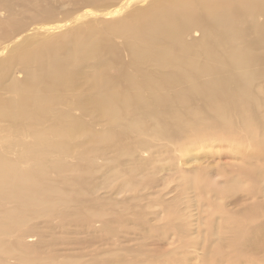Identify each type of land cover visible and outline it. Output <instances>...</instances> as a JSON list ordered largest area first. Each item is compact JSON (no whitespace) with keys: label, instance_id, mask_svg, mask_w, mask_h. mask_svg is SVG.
Segmentation results:
<instances>
[{"label":"bare ground","instance_id":"obj_1","mask_svg":"<svg viewBox=\"0 0 264 264\" xmlns=\"http://www.w3.org/2000/svg\"><path fill=\"white\" fill-rule=\"evenodd\" d=\"M81 1L92 5L83 15L97 17L107 11L105 5L100 7L105 0ZM113 10H127V14L118 16L112 11L116 17L84 21L59 34L48 28L59 23L57 18L40 26L41 30L28 29L22 20L11 26L12 16L0 20V28L15 37L5 44L0 55V264H81L82 261L66 260L69 243L93 245L87 254L91 256L90 263L97 264V248L105 238L99 235L101 228L95 223L101 225L104 221L92 219L96 215L82 210L80 204L90 202L101 207L109 202L84 197L82 189L77 190L83 179L96 173L97 164L110 165L102 160L96 144L102 142L108 157L110 151L114 152L111 160L115 162L119 156L136 158L139 146L147 150L168 144L170 149H176L173 140L180 131L199 135V125H180L181 114L176 113L192 110L190 97L202 92L194 77L217 70L215 66L200 65L198 55L207 59L215 52H223L231 67V74L205 85L210 100L217 99L213 98L217 90L230 86L234 97L227 107L249 98L248 85L254 77L252 65L258 57L250 61L247 51H264V0H126ZM52 11H44L45 19L56 16ZM193 29L200 31L197 37H189ZM116 39L125 44L135 73L127 75L121 61L112 63L119 48L114 43ZM153 67L157 72L151 73ZM17 71L22 72L21 77L16 75ZM117 73L123 74L126 81L117 78ZM241 92L244 95L240 98ZM77 94L83 98L80 106L85 110L92 107L106 118L110 128L111 135L98 137L91 152L82 148L83 143L73 140L84 122L76 120L65 108L69 106L66 103L75 106ZM168 108L170 111L162 116ZM247 108V114L253 118L250 107ZM140 109L147 114L134 120L120 117ZM119 122L123 123L121 129L116 126ZM150 124L154 126L148 128ZM256 146L264 148V142ZM87 158L92 161L87 163ZM134 189L131 187V191ZM244 192L245 189L240 191ZM258 201L263 211L255 201L234 209L239 215L230 217L236 219L249 211V220L233 221L227 235L217 237V241H225L220 244L226 247L212 249L214 256L199 264H259L264 259V221L254 222L256 216H264V199ZM173 217L178 216L173 214L170 220L167 217L164 224H172ZM135 222L131 227L138 226L139 231L152 227L149 219L139 216ZM64 223L75 224L76 230L86 228L84 236L69 238L67 233V237L58 238L55 228L65 229ZM210 240L208 235L202 239L204 245ZM109 246L105 242L102 253L109 255ZM117 247L114 250H121ZM61 251L65 252L58 253ZM156 252L159 256L165 254L164 264H173V258H168L169 250ZM204 255L206 251L201 257ZM107 257L100 260L101 264H112L113 257Z\"/></svg>","mask_w":264,"mask_h":264},{"label":"rangeland","instance_id":"obj_2","mask_svg":"<svg viewBox=\"0 0 264 264\" xmlns=\"http://www.w3.org/2000/svg\"><path fill=\"white\" fill-rule=\"evenodd\" d=\"M122 1L126 0L102 1L100 7L105 5L107 11L103 16L96 17L93 14L89 16V13L87 16L83 15V11L91 9L92 5L81 0H0V20L5 21V18L12 16L14 21L11 22V26L18 25L22 20L26 27L29 26L28 29L38 28L41 30L40 26L48 21L53 23L57 18L59 23L50 25L48 28L56 29L53 33L58 32L57 34H59L84 21L116 17L112 11L118 16L126 15L127 10H119V13L115 11L117 9L113 10L115 5ZM30 4L32 5L30 6ZM47 9H53L52 12L56 16H52L50 20L45 19L43 15L46 14L44 11ZM199 33V30L193 29L189 37H197ZM12 38L15 37L0 28V55L5 49V44H8ZM120 42L119 39L114 41L119 45V48L112 56V63L121 61L125 65L124 71L127 75L131 71L135 73V67L125 49L126 46ZM247 52L251 56L250 61L258 57V60L252 65L254 77L248 85L249 98L229 107L227 105L233 102L234 97V90L231 86L217 90L213 95V98L216 96L217 99L212 100L207 97L205 89V85L209 81L219 77L224 78L232 72L223 52H215L211 57L207 56V59L204 55H198L196 58L202 66L217 67L213 73L194 77L196 85L202 89V92L190 97L193 102L192 110H176L177 114H181L180 125L192 122L194 126L195 124L200 126L199 135L196 137L180 131L176 134L177 138L173 140L175 145L173 147L176 149H170L168 144L165 146L163 144V148L157 145L147 148V150H143L139 146L140 151L136 158L119 156L115 162L111 160L114 152L110 151L108 157L102 142L96 144L99 145L102 160L110 165L102 164L100 166L97 164L94 170L96 173L83 179V183L77 186V190L82 189L84 197L102 198L103 203L109 202L108 205L101 207L90 205L88 201H86L87 205L79 203L81 207L83 206L82 210L96 215L92 219L99 218L104 221L101 225V222L94 224L96 227L100 226H98L101 228L99 235L105 238V241L97 248V264H101L100 260L107 256L109 259L113 257L112 264H164L165 254L159 256L156 251L163 252L165 249L169 250L168 258H173V264H199L203 259L209 260L214 256L212 249L226 247L220 244L225 241H217V237L220 235L225 237L226 231L233 225V221L244 223L249 220V211L236 219L230 217L239 215L234 212V209L242 206L245 202L250 204L255 201L263 211L258 200L264 199V148L256 145L259 142H264V51L254 49ZM221 66H226V68H221ZM147 72H149L148 67ZM152 72H157L156 68L153 67ZM158 72L161 74L160 71ZM16 75L21 77L22 72L17 71ZM117 78L126 81V77L121 73H117ZM83 87L89 88L85 85ZM243 95L244 93L241 92L240 98ZM76 97L78 101L75 102V106L71 107L73 103H66L69 106L65 105L72 117L84 122L80 133L73 140H78L80 144L83 143L82 148L91 152L95 148L93 143L98 140V137L108 138L111 135L110 128L107 126L106 118L99 115L92 107L85 110L80 106L83 103L81 94H77ZM248 106L253 118L247 114ZM139 111H131L132 114L128 111L120 117L134 120L141 114H147L143 109ZM169 111L168 108L161 115L166 116ZM153 124L155 125L154 121ZM153 124H150L148 128L154 126ZM116 126L121 129L123 123L119 122ZM91 161L92 158L86 159L87 163ZM97 168L99 169L96 170ZM131 187L135 189L131 191ZM242 189H245L244 193H240ZM97 214H100V217ZM173 214L178 216L171 218V223L172 220L173 223L169 226L164 224L166 218L169 217L170 220ZM138 216L145 220L149 219V224L152 227L148 226V230L145 228L141 231L138 230V226L132 228L131 223L135 224ZM128 217L132 222L127 219ZM255 218L254 222L258 224L264 221L262 215ZM207 220L209 223L206 225ZM64 224L67 225L65 229L60 226L55 228L58 231L56 235L58 238L60 236L67 237V233H69V238H74L75 235L84 236L86 228L76 230L75 224ZM164 233L165 235L161 239V235ZM207 235L211 240L204 245L202 239ZM90 238L92 237L90 236ZM156 238H159L160 241L156 242ZM180 240H184V242H180L178 247H175V244ZM105 242L110 245V248L107 247V249H111L109 255L100 250ZM184 244L186 245L184 246ZM87 245L85 243L86 247H82L77 243L66 244L70 249L66 260L91 264V256L87 254V251L93 248V245ZM118 245L121 250H114V247ZM205 251L206 255L201 257ZM259 264H264V259Z\"/></svg>","mask_w":264,"mask_h":264}]
</instances>
